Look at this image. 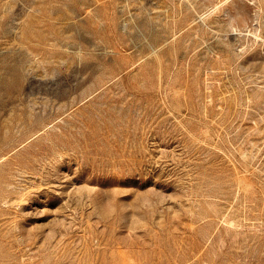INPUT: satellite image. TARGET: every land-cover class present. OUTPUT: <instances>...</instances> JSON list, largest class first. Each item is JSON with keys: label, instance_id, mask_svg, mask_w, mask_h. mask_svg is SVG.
Wrapping results in <instances>:
<instances>
[{"label": "rangeland", "instance_id": "obj_1", "mask_svg": "<svg viewBox=\"0 0 264 264\" xmlns=\"http://www.w3.org/2000/svg\"><path fill=\"white\" fill-rule=\"evenodd\" d=\"M0 264H264V0H0Z\"/></svg>", "mask_w": 264, "mask_h": 264}]
</instances>
